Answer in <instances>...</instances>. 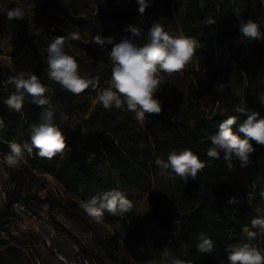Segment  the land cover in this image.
Masks as SVG:
<instances>
[{"label": "rangeland", "instance_id": "374dc122", "mask_svg": "<svg viewBox=\"0 0 264 264\" xmlns=\"http://www.w3.org/2000/svg\"><path fill=\"white\" fill-rule=\"evenodd\" d=\"M85 2L88 12L107 28V36H99L111 37L113 43L131 38L132 27L142 30L146 37V32L154 23H160L172 35H186L183 14L187 0H149V7L143 14L138 10L137 0ZM16 4H20L19 8L24 12L22 21L26 27L40 24L54 37L56 28L66 33L77 31L79 39L94 43L92 38L96 35L79 30L69 18L48 17L27 1L0 0L2 8H14ZM237 7L239 26L242 20L252 19L264 31V0H238ZM23 32L20 22L14 19L9 21L5 13H0V47L3 50L0 64L14 74L31 69L48 87L46 95L55 114L60 119L61 113L67 117L61 121L72 137L79 138L77 145L84 140L95 144V133L104 128L98 127L100 123L93 122L90 114L96 108H103L96 97L99 91L109 86L112 64L108 52L113 44H97V56L72 49L80 56L85 68L87 64L96 62L108 73L95 94L88 98L74 97L72 101L65 102L54 97V88L46 82L31 49L28 46L20 47ZM252 42L264 46V41ZM80 71L86 73L83 68ZM161 75L163 80L159 92L163 98L162 113L166 117L193 122L197 115L212 116L223 109L218 86L220 82L211 74L200 46L183 72ZM259 95H264V90L254 95L251 101L242 100L238 107L245 104L246 108L258 111L264 117V103ZM109 116L118 127L114 134H106L105 144L99 143L102 155L91 156L90 159L94 158L96 168L105 177L111 178L130 194L133 209L143 218L147 229L165 241L177 232L179 218L199 199L190 181H182L179 177L166 181L158 174L155 159L160 157L166 160L169 153L175 150L173 136L153 115H147L145 122H139L126 107H113ZM243 117L246 119V116ZM116 137L123 140L121 148L133 149L136 156V161L128 164L127 176H122L109 161V149L115 151L119 144ZM7 152H0V264H139L136 251L127 241L119 220L95 222L84 212L81 206L83 202L69 193L54 175L35 169L28 172L22 165L18 169L5 165L3 157ZM230 197L238 200L233 206L244 208L255 217L264 216V209L251 196L236 192ZM156 214L160 215L168 230L162 229ZM257 240L256 235L255 245L264 250L260 239ZM171 258L170 247L164 245L160 257L153 264H169Z\"/></svg>", "mask_w": 264, "mask_h": 264}, {"label": "trees", "instance_id": "16d2710c", "mask_svg": "<svg viewBox=\"0 0 264 264\" xmlns=\"http://www.w3.org/2000/svg\"><path fill=\"white\" fill-rule=\"evenodd\" d=\"M17 1L18 3L27 1L30 6H35L40 13L48 17L53 15L57 18H69L79 30L89 31L96 36L108 34L102 21L88 12L86 0ZM19 5L16 4V7ZM237 6L238 0H187L183 14L186 35L200 43L199 46L206 56L211 74L220 83L230 85L224 90L216 89L219 90L224 103L223 109L212 116L197 115L193 122L172 120L163 113L153 115L156 121L170 130L175 151L189 148L201 160L208 161L211 165L199 172L196 180L188 179L199 196L197 204L179 218V229L165 241H161L147 229L143 218L134 211L133 207L129 212L117 214V216L107 212L104 214V220L121 222L127 241L136 251L139 264H153L160 257L164 245L170 247L173 257L190 261L191 264H227L225 249L229 244L247 242L242 228L245 225L250 227L251 218L255 217L244 208L228 204L229 196L236 192L249 195L264 209V196H262L264 193V146L257 145L253 141L255 150L250 156L248 166L241 167L233 158L231 170L223 159V153L221 158L215 161L210 160L206 154L211 146L210 137L219 131V124L229 116H236L237 124L233 130L238 132V126L244 120L243 115L236 111L238 104L242 100L251 101L254 95L264 90V46L241 40L237 24ZM209 19L215 20L216 23L206 24ZM14 20L20 22L24 28V39L20 47L28 46L31 49L46 82L54 88V97L69 102L74 97L88 98L96 93L97 90L88 89L78 96L73 95L47 77L45 71L47 46L55 37L67 35L66 32L56 28L54 37L40 24H31L26 27L24 21ZM72 49L97 56L99 46L81 39L69 40L66 42L65 51L77 60L80 69L83 68L86 71L84 74L80 71L81 76L99 77L98 87H100L108 70L102 69L96 62L87 64L85 68L80 56ZM2 54L3 50L0 47V55ZM13 75L15 74L0 64V81ZM236 90H242L240 95L234 94ZM12 92H14L12 85L4 89V86L0 84V119L3 120V126L0 127V152L9 151L8 145L13 140L21 144L30 143V126L40 122V113L43 111L32 103L31 97L27 95L20 112L8 109L3 100L7 99ZM157 98L163 102L160 92L157 93ZM109 114L110 110L100 107L92 111L90 119L100 123L98 127L102 126L104 129L95 133V144L84 140L81 145H77L79 138L72 137L71 132L55 114V123L64 132L69 150L65 149L62 157L58 155L49 161L40 158L37 150L34 149L31 156L25 152V162H21V165L28 172L35 169L54 175L69 193L83 203L92 196L110 190L122 191L131 200L130 194L118 187L111 178L105 177L96 168L94 158L90 159L91 156L102 155L99 143L105 144L106 134H114L115 128L118 127V124L112 123ZM115 139L119 140V144L115 151L109 149V161L122 176H127L128 164L136 161V156L133 149L120 147L123 143L121 138ZM156 217L162 229L168 230V226H164L163 220H160V215L156 214ZM251 230L257 233V238L260 239L264 248V233H261L259 229ZM200 233H204L213 241L214 247L211 253L201 254L197 251L196 245L199 243Z\"/></svg>", "mask_w": 264, "mask_h": 264}, {"label": "clouds", "instance_id": "9594fccd", "mask_svg": "<svg viewBox=\"0 0 264 264\" xmlns=\"http://www.w3.org/2000/svg\"><path fill=\"white\" fill-rule=\"evenodd\" d=\"M139 12L144 13L149 7V0H137ZM0 13H5L7 20L24 19V12L19 7L2 8ZM215 20H207L206 24H214ZM132 37L124 38L118 43H113L111 37L102 38L97 35L92 41L100 46L113 44L108 52L109 62L112 64L109 86L97 93L96 100L106 110L113 107L125 108L134 114V119L145 122L147 115H159L162 113V102L157 98L163 80L161 75H173L183 72L196 55L200 43L193 37L186 35H172L167 32L160 23H154L146 32L132 27ZM242 41H264V31L259 23L252 19L242 20L239 26ZM79 39V32L70 31L65 36H57L47 46V68L45 69L49 80L59 84L64 90L73 95H80L86 90L96 91L99 77L86 78L80 74V65L77 60L65 51L66 42ZM0 84L7 89L12 85V92L3 103L8 109L20 112L23 108L25 95L31 97V102L42 108L40 122L30 126V143H17L11 141L9 151L4 155L3 162L9 168L18 169L24 160L25 152L31 156L33 150L37 155L46 160H53L58 155L63 156L68 149L64 132L55 123V111L50 107V100L46 93L48 87L40 77L31 69L21 70L15 75L9 76ZM219 88L224 90L230 87L220 83ZM242 90H236L235 95H240ZM264 103V95H259ZM236 111L246 119L238 126V132L234 131L237 124L236 116H229L219 124V131L211 135V146L207 149V157L215 161L221 158L227 164L229 170L233 168V158L241 167L250 163V156L254 152L253 141L264 146V117L258 111L245 107V104L237 107ZM67 117L61 113V120ZM3 120L0 119V127ZM69 150V149H68ZM155 165L159 169V175L164 180L179 177L185 182L189 178L196 180L199 172L205 167H210L208 161H203L191 149L169 153L167 159L157 157ZM264 196V193H262ZM228 204L235 205L238 200L230 197ZM84 212L92 220L99 223L103 220L105 212L117 216L129 212L133 202L125 193L119 190L102 192L92 196L82 205ZM257 211H259L257 209ZM251 229H259L264 233V216L251 218L250 227L245 225L242 233L247 237V242L241 241L235 245L229 244L227 252V264H264V250L258 248L253 241L257 233ZM213 241L204 233L199 234V243L196 249L201 254L211 253ZM169 264H191L190 261L177 257L171 258Z\"/></svg>", "mask_w": 264, "mask_h": 264}]
</instances>
